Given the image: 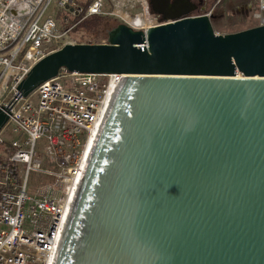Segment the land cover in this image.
<instances>
[{
  "label": "water",
  "instance_id": "95a60500",
  "mask_svg": "<svg viewBox=\"0 0 264 264\" xmlns=\"http://www.w3.org/2000/svg\"><path fill=\"white\" fill-rule=\"evenodd\" d=\"M202 3L149 0L166 22L66 43L19 83L127 74L55 264H264V25L216 32Z\"/></svg>",
  "mask_w": 264,
  "mask_h": 264
},
{
  "label": "built area",
  "instance_id": "2783aa9c",
  "mask_svg": "<svg viewBox=\"0 0 264 264\" xmlns=\"http://www.w3.org/2000/svg\"><path fill=\"white\" fill-rule=\"evenodd\" d=\"M130 1L140 10L132 14ZM208 1L193 15H214L223 0ZM53 2L56 12L45 16ZM256 4L255 26L264 25V0ZM123 13L160 18L149 0H0V95L11 93L0 99L9 115L0 130V264H55L89 162L91 129L127 74L61 68L28 96L17 87L40 59L77 43L66 39L82 21L117 15L131 25ZM157 18L133 27L146 31Z\"/></svg>",
  "mask_w": 264,
  "mask_h": 264
},
{
  "label": "rangeland",
  "instance_id": "374dc122",
  "mask_svg": "<svg viewBox=\"0 0 264 264\" xmlns=\"http://www.w3.org/2000/svg\"><path fill=\"white\" fill-rule=\"evenodd\" d=\"M257 0H223L215 9L212 23L216 32L229 33L239 31L249 27L255 26L257 23ZM131 2V1H130ZM131 13L140 10L138 3H132ZM211 0L207 2V6H211ZM56 12L55 2L51 3L45 12L47 16L51 12ZM199 13V11H198ZM100 22L93 29L91 22L84 24L82 21L77 25L72 32L68 34L66 41H76L77 43H103L108 40V32L116 27L118 24L125 22L117 15H99ZM148 17L151 21L155 22L156 16L150 14ZM133 21L138 22V16L131 17ZM160 20V18H157ZM63 29V27H61ZM11 96L10 92L0 95L1 100H8ZM36 178V173H32V179Z\"/></svg>",
  "mask_w": 264,
  "mask_h": 264
},
{
  "label": "bare ground",
  "instance_id": "6f19581e",
  "mask_svg": "<svg viewBox=\"0 0 264 264\" xmlns=\"http://www.w3.org/2000/svg\"><path fill=\"white\" fill-rule=\"evenodd\" d=\"M124 15V18L127 19V21L134 27L136 28H140V27H144V26H147V25H151L153 24L154 22L151 21L150 19L147 18V15H144L143 17L141 15H138V22H135L132 20L131 16H129L128 14L126 15V13H123ZM158 23H164L166 22L165 19H161L157 21ZM155 24V23H154ZM114 98H115V94L112 92L110 93L105 101H104V104L102 106V110H101V114H100V117L98 118V120L94 123L92 129H91V136L89 138V141H88V144H87V157L88 159H90V156L92 154V151L94 149V146H95V143L98 139V136L101 132V129L104 125V122L106 120V117L109 113V110L111 108V105L114 101Z\"/></svg>",
  "mask_w": 264,
  "mask_h": 264
},
{
  "label": "trees",
  "instance_id": "16d2710c",
  "mask_svg": "<svg viewBox=\"0 0 264 264\" xmlns=\"http://www.w3.org/2000/svg\"><path fill=\"white\" fill-rule=\"evenodd\" d=\"M99 19H100V16L99 15L91 16V17H88L87 19H85L84 24L89 25L88 22L93 20L91 22V26L90 27H92L94 29L95 26H97V24L100 22Z\"/></svg>",
  "mask_w": 264,
  "mask_h": 264
},
{
  "label": "flooded vegetation",
  "instance_id": "af4514ba",
  "mask_svg": "<svg viewBox=\"0 0 264 264\" xmlns=\"http://www.w3.org/2000/svg\"><path fill=\"white\" fill-rule=\"evenodd\" d=\"M195 3H199V0H193ZM201 7V6H200ZM160 17H162V16H160Z\"/></svg>",
  "mask_w": 264,
  "mask_h": 264
}]
</instances>
